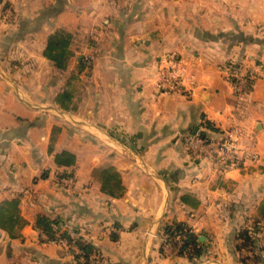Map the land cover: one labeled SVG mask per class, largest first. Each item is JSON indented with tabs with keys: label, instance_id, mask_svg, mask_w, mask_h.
Listing matches in <instances>:
<instances>
[{
	"label": "crops",
	"instance_id": "1",
	"mask_svg": "<svg viewBox=\"0 0 264 264\" xmlns=\"http://www.w3.org/2000/svg\"><path fill=\"white\" fill-rule=\"evenodd\" d=\"M10 1L9 20L0 13V264H76L82 250L46 240L40 215L91 243L93 264H264V0ZM60 29L75 45L89 40L64 69L43 38ZM168 65L185 93L158 88ZM70 70L84 92L69 89ZM229 133L258 160L221 172L186 142ZM64 152L74 164L57 163ZM178 224L203 243L200 258L179 254Z\"/></svg>",
	"mask_w": 264,
	"mask_h": 264
},
{
	"label": "trees",
	"instance_id": "2",
	"mask_svg": "<svg viewBox=\"0 0 264 264\" xmlns=\"http://www.w3.org/2000/svg\"><path fill=\"white\" fill-rule=\"evenodd\" d=\"M69 38L65 37L64 39H58L56 37L52 38L45 49V55L51 59L58 68L64 69L67 66L68 61V49H69ZM56 161L60 165H72L75 163V157L68 153L64 152L60 155H57ZM105 180L110 181L115 179L108 171L104 172ZM106 190V188H105ZM110 194L114 195V190L107 191ZM261 213L264 217V206L261 207ZM37 229L41 230L48 236V241H54L57 237L62 236L66 238L69 243H75L78 245L79 249L82 250V253L74 252L76 264H93L92 256L95 253V247L83 240L81 237L73 236L70 232L63 231L61 229V220L60 219H51L47 216L40 215L36 220ZM176 233H178L182 240V245L179 249V254L187 256L191 259L200 258L204 252L203 243L199 241L197 237L189 228L185 227L182 224H178L171 232L173 237H170L173 244L177 245L175 240ZM242 240L245 245L249 242L254 244V240L250 237L249 231L245 230L242 233ZM255 259L260 258L258 254L254 255Z\"/></svg>",
	"mask_w": 264,
	"mask_h": 264
},
{
	"label": "built area",
	"instance_id": "3",
	"mask_svg": "<svg viewBox=\"0 0 264 264\" xmlns=\"http://www.w3.org/2000/svg\"><path fill=\"white\" fill-rule=\"evenodd\" d=\"M182 75L176 72L175 66H165L161 69L158 88L163 92H179L185 93L186 90L182 85ZM248 80H239L237 92L239 96L243 94L248 87ZM186 142L191 151L198 156L209 158L215 163L221 172H227L231 169L243 168L249 163H254L258 160V154L248 148H243L238 138L229 133L218 139H206L200 135H189ZM46 240L48 237L43 235ZM58 243L67 244L69 241L66 238L57 237L54 240ZM180 246L182 241H180ZM75 247V245H72ZM79 253H82L79 252Z\"/></svg>",
	"mask_w": 264,
	"mask_h": 264
},
{
	"label": "rangeland",
	"instance_id": "4",
	"mask_svg": "<svg viewBox=\"0 0 264 264\" xmlns=\"http://www.w3.org/2000/svg\"><path fill=\"white\" fill-rule=\"evenodd\" d=\"M13 8V4L10 0H0V13H5L6 15V18L9 20V18L11 17V10ZM58 38V39H64L65 37L69 38V49H68V61H67V66L69 65L70 63V60L74 54V49H76L78 46V48H85L87 46V43L89 42L88 40V37L86 38H82V39H79V43H77L78 45H75V41L73 40L74 39H78V37L72 35L70 32L64 30V29H60L58 31H56L55 33H52L48 36H45L44 35V39H47V42H49L52 38ZM74 41V43H73ZM82 64H89L88 61L86 59L82 60ZM67 66L65 68H67ZM170 66V65H168ZM47 67V66H46ZM165 67V66H163ZM47 70V68H46ZM67 76L68 78L70 79V84H69V89L71 91H79L80 93L84 92L83 91V88H85V80L83 78H80L79 76H76V72L75 70H70L68 71L67 73ZM43 80V78L41 79V81ZM64 238V237H62ZM259 246L261 248L262 245H264V241L262 242L261 240L259 241ZM247 245H250V243L248 242ZM69 246V245H68ZM71 246V245H70Z\"/></svg>",
	"mask_w": 264,
	"mask_h": 264
}]
</instances>
